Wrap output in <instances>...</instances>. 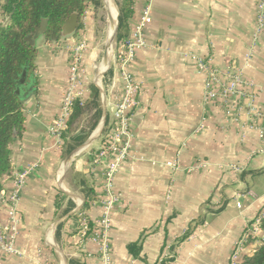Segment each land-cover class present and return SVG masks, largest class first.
I'll return each instance as SVG.
<instances>
[{
	"label": "crops",
	"instance_id": "1",
	"mask_svg": "<svg viewBox=\"0 0 264 264\" xmlns=\"http://www.w3.org/2000/svg\"><path fill=\"white\" fill-rule=\"evenodd\" d=\"M3 1L0 24L7 21ZM261 1L135 0L127 38L147 6L152 20L144 30V45L128 64L139 93L129 155L114 180L119 203L110 211L105 234L109 263L103 257L102 240H84L77 233L82 216L76 214L85 201V185L80 182L84 179L97 195L86 210L87 217L95 223L104 216V172L117 155L112 153L92 164L93 153L103 143L100 131L91 138L94 142L88 149L74 153L79 145L64 156L65 141L54 127L69 82L73 42L35 38L38 84L35 87L26 79L19 83L25 127L10 145L12 173L3 177L4 189H13L15 175L21 170L34 166L35 172L26 178L18 202V253H8L0 245V264H70L71 258L86 264H156L199 220L202 223L176 248L177 257L170 264H232L246 228L264 218ZM105 4L109 22L112 14L107 0ZM91 9L83 30L88 39L94 33ZM112 43L113 36L108 34L109 57ZM88 48L77 98L87 97L91 83L99 86L102 119L106 116L110 124L123 93L122 74L113 61L105 62V53L97 62L99 51L90 39ZM201 59L218 71L223 84H229V73L238 74V93L206 100L208 74L199 69ZM212 87L217 91L222 88L220 84ZM0 216L2 222H8L1 203ZM263 234L261 228L258 236L237 252L236 264H243L244 257L253 254ZM133 243L141 247L139 257L128 249Z\"/></svg>",
	"mask_w": 264,
	"mask_h": 264
},
{
	"label": "trees",
	"instance_id": "2",
	"mask_svg": "<svg viewBox=\"0 0 264 264\" xmlns=\"http://www.w3.org/2000/svg\"><path fill=\"white\" fill-rule=\"evenodd\" d=\"M118 5L117 42L126 39L130 32V20L135 13V0H116ZM95 11L104 7L103 0H4L2 10L7 19L5 24H0V191L3 187V177L12 173L11 148L13 141L21 137L25 127L24 103L19 93V81L25 74L27 81H33L37 87L36 58L38 48L30 38L37 37V29L47 21L43 32L46 42L53 38H60L62 27L73 13L79 15L80 28L84 27V17L90 6ZM112 73V68L107 74ZM105 85V84H104ZM103 116L101 88L94 83L89 85L87 97L76 98L72 104V111L67 122V128L62 132L65 141L64 156L71 149L85 143L99 125ZM112 127V122L107 121L103 131L106 136ZM101 134V133H100ZM106 139L103 138L105 143ZM94 150H92L93 152ZM95 153V152H94ZM93 153V154H94ZM93 158V156H92ZM71 173H69L70 176ZM85 185L83 193L85 201L82 209L76 215H81L87 220L88 228L84 237L92 234L94 223L87 215L86 210L96 200L97 195L93 186L87 185L85 180L80 181ZM59 205V201H57ZM202 220L196 223L200 224ZM196 225H191L185 233L172 245L171 252L160 258L156 264H170L176 257V248L191 237ZM264 230V218H262ZM61 224L56 229V240H59ZM77 233L82 234L80 228ZM253 240L252 236L248 242ZM258 245L251 255L244 257L243 264H264V234L259 237ZM134 257H139L141 247L136 243L128 245ZM70 264H86L82 259L71 258Z\"/></svg>",
	"mask_w": 264,
	"mask_h": 264
},
{
	"label": "built area",
	"instance_id": "3",
	"mask_svg": "<svg viewBox=\"0 0 264 264\" xmlns=\"http://www.w3.org/2000/svg\"><path fill=\"white\" fill-rule=\"evenodd\" d=\"M258 11L260 16H264V0L260 2ZM151 20L152 16L150 6H147L140 21L132 30V36L116 43V51L114 53L113 62L121 71L124 88L122 96L116 103V107L113 112L112 127L106 136L102 134V137L105 138L106 141L105 143L103 142L93 154L92 164L95 166L101 163L104 158H107L112 153H115L117 156L106 165L104 172V216L94 223L92 234L88 237H84L88 228L87 220L81 217V237L84 240L89 238L93 240H102L103 257L107 263H109L110 250L105 234L110 227V211L117 203H119V196L115 193L113 188L114 180L121 163L126 160L129 155L130 140L132 136V116L134 108L137 105V96L139 93V84L129 71L128 64L134 59L137 48L144 45V30L146 25L151 22ZM84 48V44L77 47L73 50L70 56L69 82L63 99L62 113L58 117L54 127V130L60 136H62V132L67 128V122L72 111V104L77 98V95H80L78 92V86L81 84ZM199 69L207 72L208 74L205 91L206 100H212L215 98L226 99L238 93L237 84L240 81L238 74L229 73V84H223L218 71L210 65L208 60H199ZM213 84H220L222 88L217 91L213 89ZM34 172V166L21 170L15 175V185L13 189L10 191H6L5 189L0 191V203L6 208V217L8 221L7 223L2 222L0 216V245L8 253H18L15 246L19 232V225L21 223L18 202L26 178ZM261 224L262 218H258L254 225H250L246 228L245 233L237 244L232 264H236L235 261L237 256L235 255L245 246V244H247L248 238L251 236H258L259 231L262 228Z\"/></svg>",
	"mask_w": 264,
	"mask_h": 264
},
{
	"label": "rangeland",
	"instance_id": "4",
	"mask_svg": "<svg viewBox=\"0 0 264 264\" xmlns=\"http://www.w3.org/2000/svg\"><path fill=\"white\" fill-rule=\"evenodd\" d=\"M113 2L115 4L117 14H118L119 10H118L117 2H116V0H113ZM103 4H104V7L100 8L98 11H95L94 7L91 5L93 7V9H91V12L93 13L91 16H92V22H93V27H94V30H93L94 33H92V36L89 39L92 43H94V46L99 51L97 62H100L102 60L103 54L105 53V51L108 47V34H109V36L111 35V37L113 36V39H114V33H115V30H111L112 26L111 25H110L111 27L109 26L110 23L108 22V19H107V9H106L105 0H103ZM107 6L109 9V12H111V6L108 3V0H107ZM86 15H87V12H86L85 16ZM116 18H117V15H116ZM84 24H85V17H84ZM84 29H85V25L82 29L77 30V32L67 40V41L72 40V42H73L71 53L77 47H79L83 44L85 45V48L83 50V52H84L83 59H84L85 55L87 57L88 50H89V48H88V40L89 39L87 37V34L83 31ZM116 38H117V33L115 35V40H113V43H112L113 51H112V54L110 57L111 58L110 62L113 61V59H114V53L116 51ZM71 53H70V56H71ZM108 65L109 64L106 65L105 69L108 67ZM100 136H102V134Z\"/></svg>",
	"mask_w": 264,
	"mask_h": 264
},
{
	"label": "water",
	"instance_id": "5",
	"mask_svg": "<svg viewBox=\"0 0 264 264\" xmlns=\"http://www.w3.org/2000/svg\"><path fill=\"white\" fill-rule=\"evenodd\" d=\"M109 22H110V24H114V20H113V17L111 15H109ZM46 27H47V21L45 20L43 22L42 26L37 29V38L43 36V32L45 31ZM79 28H80L79 15L77 13H73L71 15V17L69 19H67L65 24L63 25L60 38H53V42H55V43L66 42L71 36H73L77 32V30H79ZM117 29H118V21L116 22V25H115V33H114V39L113 40H115V35L117 33ZM30 40L37 47V40L35 38L34 39L30 38ZM116 43H117V38H116ZM112 47H113V45H112ZM112 51H113V48H112ZM110 59L111 58H109V51H108V47H107L105 54H104V60L105 61L108 60V62L110 63ZM24 80H25V74L23 75V77L21 78L19 83H21ZM19 93H20V91H19ZM105 124H106V116L103 117V119L101 120L100 124L95 129V131L101 126V134H103ZM92 136H93V134L90 136V138L83 145L78 147L76 149V151H74V153L75 152H81V151L88 149L92 145V143L94 142V141H91ZM72 155H73V153L67 156L65 165L69 164V162L72 159Z\"/></svg>",
	"mask_w": 264,
	"mask_h": 264
},
{
	"label": "bare ground",
	"instance_id": "6",
	"mask_svg": "<svg viewBox=\"0 0 264 264\" xmlns=\"http://www.w3.org/2000/svg\"><path fill=\"white\" fill-rule=\"evenodd\" d=\"M109 3L111 5V14H112V17H113V20H114V24H111V26H112L111 27V30H115V25H116V21H117V18H116L117 10H116V7H115V4H114L113 0H109ZM105 62L107 63L108 60H106ZM100 131H101V126L99 127V129L97 130V132L92 136V138H94L97 135V133H99Z\"/></svg>",
	"mask_w": 264,
	"mask_h": 264
}]
</instances>
